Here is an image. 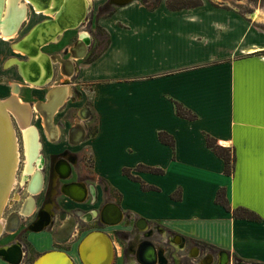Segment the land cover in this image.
Segmentation results:
<instances>
[{"label":"crops","instance_id":"obj_1","mask_svg":"<svg viewBox=\"0 0 264 264\" xmlns=\"http://www.w3.org/2000/svg\"><path fill=\"white\" fill-rule=\"evenodd\" d=\"M168 5L132 0L99 19L108 41L76 75L72 106L90 115L81 148L133 222L144 218L173 245L198 243L207 257L225 250L233 262L264 264V11L251 20L230 7ZM207 136L232 151L230 173ZM115 246L121 254L108 227L78 249L40 245L33 264H108Z\"/></svg>","mask_w":264,"mask_h":264},{"label":"flooded vegetation","instance_id":"obj_2","mask_svg":"<svg viewBox=\"0 0 264 264\" xmlns=\"http://www.w3.org/2000/svg\"><path fill=\"white\" fill-rule=\"evenodd\" d=\"M108 1L110 4H114L111 3L110 0ZM89 6L90 3L87 7V12ZM32 11L34 12L35 10ZM49 17L45 16L44 20L48 19ZM24 22L25 19L20 23L17 32L20 30ZM35 25H32L23 36L18 38L16 40V43H19L21 39ZM61 36L62 35L56 36L50 44H47L45 46H50L52 43H56L57 41H59ZM85 36L86 37H83L82 39H90V36H88L87 33ZM79 39L81 38H76L72 45L68 47L67 56H65L61 52H52L48 55L51 57L52 54H60L63 58L71 57V47ZM2 40L4 42L7 41L4 39ZM91 44L92 43L90 42L87 45V54L89 53ZM45 46L41 48L43 54H46V52L44 51ZM77 52L78 51H76L75 54ZM16 55H19L20 58L18 56H10L5 62V68L15 69L19 79L12 80L7 88L5 86V88L0 89L1 99L4 98L5 100L12 97L19 99L22 97L23 100L27 101L29 106L31 107L33 104L45 103L44 101L47 100L46 98L52 87L58 85H67L65 88L68 87V84L60 82L57 85H51L46 88L55 76L56 71L54 65L53 74L48 84L41 87H32L26 82V85H28L29 87L31 86L30 88L34 89V93L37 89L41 90L42 92V97H35L33 100H26L22 95L24 89L23 83L25 82L19 72L18 65H16L14 62L16 58L20 61H27L28 57L25 54L23 55L22 53H18ZM57 64L59 75H61L62 78L65 77V75H63L61 71L60 63ZM76 69L77 67H75V72ZM75 72L74 75H71V77L75 76ZM20 80H22L23 83ZM69 90L70 94H67L65 101L61 106H59V111L57 110L58 112L56 111V113H54L51 121L48 120V116L47 120L45 121L44 118L39 115V112H36L35 110L33 111V113L31 112L28 122L26 121L27 124L24 123L26 127L25 130L27 129L26 133L29 137V147L27 148V153L25 148L26 134L23 137V130H19L18 124L16 122V117L14 113L11 114L13 122H15V128L17 129L18 137L20 140L19 145L21 151V160L19 166L20 168L18 169L16 186L13 190L12 197L7 203L3 213L5 216L4 232L0 236V238H3L4 241L1 246L11 247L18 244L22 249V258L20 264H33V262L40 255V252L36 250L32 242L30 241L29 237L31 236L43 234L44 232L48 233L51 239V248L49 250L61 251L69 250V248L73 244L76 245V249H78L79 243L83 242V245L85 243L86 238L83 240L85 234H88L91 231L104 230L105 228L110 227L112 228L113 236L122 245V250L121 254H118V249L115 246V252H113V255L107 262L108 264H110L113 256L114 258L111 264H119L118 261L120 262V264H151L146 260H140L138 257L139 246L144 242L145 239L152 240L158 247H160L159 252L161 250L163 251V259L159 258L157 260L156 255L154 264H182L184 257H189L190 252H192L193 254L197 253L199 255V252L201 250L203 251V249L197 243H188L187 241H185L184 249L188 248L189 255L187 254L186 256H183L182 248L180 249L179 247L174 246L170 242L169 236L163 238L160 235L158 227L156 228L154 226L148 225L147 223V227L145 229L139 228L137 223L139 222L140 218L136 222H133L128 212L123 210L122 208L121 209L123 212V217L120 223H118L117 225H106L102 223L101 212L103 208L108 204L113 203L119 205V202L117 195L114 193L113 189L110 188L109 185H105L104 181L101 178L99 179L94 176L92 165L89 164V161L87 159L88 155L85 153V150L81 148V144L86 140L88 134L90 133L87 124L90 118H84L89 114L85 110L87 106L83 104V106H81L78 110L76 109L75 116L70 115L71 117L67 118H65L64 116L62 120L58 119V114L61 112L60 110H63L65 108L72 93V89H70V87ZM71 118V124L67 125V123L69 122L68 120ZM43 121L46 122L45 125L48 124L46 126L49 130L48 132H46L43 127ZM34 128L36 131H34ZM29 130H33V132H29ZM81 131H83L82 138H80L79 134V132ZM30 136H32V138ZM82 150L83 172L78 173L80 172V170L77 169V166L81 165L82 161L80 159L81 157L76 156H79ZM48 151L49 153L54 155L56 154L57 156L53 160H51L50 157L45 154ZM66 164L67 166H69L68 172L65 170ZM64 174H66L67 177H64ZM48 182L50 183V185L47 191ZM78 184H84L87 189L85 198L81 201L75 200V198H73L72 196L64 194L63 190L64 187L69 186V188L73 191L75 185ZM46 191L47 197L43 199V201H41L40 196L45 195ZM59 195L62 198L58 197ZM12 220L14 221V226L17 223V229L14 232H9V230H12L14 228V226L11 228L9 227V222H12ZM42 226L43 228L39 229ZM117 226L120 227L117 228ZM135 233H138L139 241L136 243L138 244L137 248L133 249V246H136V244L132 241L131 236L134 234L135 237ZM8 252L10 253V250ZM207 255V251L203 255H199V259H197L198 262L196 264H200V262L203 263L205 260H209ZM234 264H237V262Z\"/></svg>","mask_w":264,"mask_h":264},{"label":"bare ground","instance_id":"obj_3","mask_svg":"<svg viewBox=\"0 0 264 264\" xmlns=\"http://www.w3.org/2000/svg\"><path fill=\"white\" fill-rule=\"evenodd\" d=\"M0 1H2V0H0ZM22 1L23 0H4V5L2 7L1 15H0V29L2 31V34H0V36H1V38H4V40L8 41V40H11L12 38H14V36H16L17 29L20 26V23L25 18L24 8L27 7L28 4H30V6H31L30 8L37 11L38 14H42V15L44 14L45 16L48 15V17L50 16L48 19H46L47 21L48 20L56 21V20H61L63 18V20L60 22V24H61L60 28L57 27V24H53V25L49 24V25H46L45 27L42 26V28L40 30L35 31V33L33 34L32 39L33 40L35 39L34 42H32V43H25V42L21 43V42H19L15 46V49L18 52L22 53L23 55L24 54L26 55L27 53L33 55V61L34 62H31V63L28 62L27 63L29 58L27 61H20L16 58V60L14 62L16 65H18L19 72H20L21 76L23 77L24 82L25 83L27 82L28 84H31L35 87H37V86L41 87V86L48 84L49 80L52 77V71L50 70V64L49 63H51L53 65H58L57 63H60V62H58L57 59L52 60L50 56L48 58H41L40 59L41 55L43 54V51L41 48L47 44H50L52 42V40L55 39L56 34H57V36L63 35V33L65 31L77 28L78 25L73 24L74 23L73 21H77V22L80 21L81 17L83 16L82 15V11H84L83 9L86 8V12H87V7H88L89 2L91 0H67L68 2L65 4H63V1H66V0H24V2H22ZM32 1L34 3H32ZM83 1H84V4H83ZM112 1L115 2L116 0H112ZM79 2H81L82 4H80ZM63 5L65 7H63ZM66 5H68V6H66ZM116 5H118V4H116ZM28 8L29 7H27V9ZM61 14H62V16H61ZM46 20H44V21H46ZM12 35H14V36H12ZM82 41H83L85 46L89 44L88 39L87 40L83 39V40H81V42ZM44 43H45V45L41 46ZM39 46L41 47L40 50L37 53H35V49ZM72 52H74V55H75V57H74V55L71 56L72 57L71 59H73V60H75V58L79 59V60L84 59L87 56V54H86L85 57H78L79 54L76 55L74 50H72L71 53ZM81 53H82V51H81ZM37 54H38V56H36ZM27 57H30V55H28ZM61 58H63V57H61ZM11 64H13V63H11ZM60 65H61V63H60ZM64 70L66 73H68V70H66V69H64ZM74 70H75V67H74ZM66 73L63 74V75H65L66 79L72 78L71 75H74V73L73 74H66ZM61 89H64L63 92H62V90L57 89V90H55V92H52L51 95L55 96L56 98H58V95H60L61 101L64 102L66 97H67V94H70V90H69V87H67V88L63 87ZM56 92H57V94H55ZM0 99H1V97H0ZM46 99L47 100L49 99V94H48ZM1 100H4V98H2ZM46 101H44V102H46ZM9 103L10 104H7V105H10V107L7 108V112L10 116L12 126H13V129L15 131V138H16V142H17V157H18L17 162H18V169H19L20 168L19 167L20 166V160H21V151H20V145H19L20 140L18 137L17 129L15 128V122H13V118H12L11 114L14 113V115L16 117V122H17L19 128L21 130H23V137L26 134L25 135L26 136L25 148H26V153H27V151H28L27 148L29 147V142H28L29 137L26 133L27 129L25 130L26 127H25L24 123H26V121L28 122V120L30 118V114H31V112L33 113L34 110L36 112H39V115L42 116V118H44V120L46 121L47 120L46 111L49 112L48 111L49 108L48 107L46 108L45 103L33 104L30 107L28 102L24 101L21 98L17 99L15 97H12L10 99ZM59 108L60 107H57V109H55L54 113H56V111ZM54 113H53V115H54ZM86 116H88V115H86ZM50 117H51V115H48V120L51 121ZM45 121H43V123H44L43 127H44L45 131L48 132L49 130L46 127L48 124L45 125L46 124ZM30 127H32V126H30ZM31 131L33 132V130H29V132H31ZM34 131H36L35 128H34ZM82 133H83V131H82ZM29 134H31V133H29ZM9 135H10L9 130H8L7 126L5 125L3 119L0 115V194L1 195L3 194L2 192L5 188V184H8V182L11 179L13 172H14V171H12V172L9 171L10 170L9 166L11 165V160H12L11 150H10L11 149L10 148V140H9L10 136ZM30 137L32 138V136H30ZM18 169L15 172L14 182H13L12 186L10 187V193L8 195L5 207H6L7 203L9 202V200L11 199L12 194H13V190L16 186L17 177H18L17 176L18 175ZM24 171H25V169H24ZM9 185H10V183H9ZM8 189H9V187H8ZM4 201H5V195L2 197L1 206L3 205ZM5 207H4V209H5ZM4 209H3L2 214L0 215V236L4 232V223H5V221H4L5 216L3 214ZM9 223H10L9 224L10 228L14 226L13 220H12V222H9ZM16 228H17V223L15 224V226L12 230H9V232H14V230ZM6 252H7V250H6ZM12 252L14 254H17V250L14 249L13 251L10 250V253L7 252L6 255L9 258H11L10 256H13L11 254ZM147 254H149V256H151L150 252H146V255ZM162 254H163V251L161 250L159 252V249L156 247L157 260L159 258L163 259ZM11 259H14V258H11ZM52 259L50 261H53ZM208 259H210V260H207V261L205 260L204 262L210 263L211 260L213 259V256L210 255L208 257Z\"/></svg>","mask_w":264,"mask_h":264},{"label":"rangeland","instance_id":"obj_4","mask_svg":"<svg viewBox=\"0 0 264 264\" xmlns=\"http://www.w3.org/2000/svg\"><path fill=\"white\" fill-rule=\"evenodd\" d=\"M132 1V0H131ZM139 2L144 3L146 6H157L159 5L160 2H164L166 0H137ZM24 2V1H22ZM169 2H171V0H169ZM90 6L88 8V12H87V16L84 20V22L78 26L75 29L72 30H68L66 31L61 38L59 39V41H57L56 43H52L50 46H45V52L47 54L52 53V52H61L63 53L65 56L68 55V47H70L72 45V43L75 41L76 38H81V40H83L82 38L85 37L86 33L88 34V36H90L89 39V43L91 42V46L89 49V53L87 54V56L81 60L78 61L79 59L74 60V64L75 67H77L76 72H75V76L69 79H66V77H63L61 75H59V70H58V65H55V76L54 78L50 81V83L47 85L46 88H48L51 85H57L60 82L66 83L68 84V87H70V89H72V93L68 99V103L65 106V108L63 110H61V112L58 114V119L62 120L65 116V118L67 117H71L70 115L75 116V110L79 109L81 106H79L78 108L75 106H72V104L76 101H79L80 98V93L79 90L77 88L76 85V75L78 72V69L80 67V65L85 62L90 60L91 58H93L96 55V52L98 51V49H100L102 46H104L107 41V35L105 34V32L101 29L100 25H99V19L103 16L106 15L108 13H110L115 7H117L116 4H110L108 0H91L90 2ZM172 3L174 6L177 5H191L194 3H203V4H207V6H224V7H230L232 9H235L237 11H239L241 14L245 15L246 17L251 18V20L254 19V14L256 12H260V10L264 11V0H172ZM30 6V4L27 5V7ZM261 13H264L261 11ZM264 15V14H263ZM48 16V15H46ZM253 16V18H252ZM25 17H27V19L25 20L24 24L22 25V27L20 28V30L17 32L16 36H14V38H12L11 40H8L6 42H4L0 36V89L6 88L10 85V82L12 80H18L19 77L17 76V73L15 71V69H11V68H5V62L6 60H8L7 58H9L10 56H18L16 55L20 52H18L15 49L16 46V40L18 38H20L21 36H23L25 34V32L28 31V29L37 21H40L41 19L45 18V15L43 14H36L35 11L33 12L30 7L28 9V12H26ZM257 22H259L261 25H263L264 27V20H258ZM0 34H2V31L0 29ZM16 43V44H15ZM18 52V53H17ZM72 54H74V52H72ZM75 57V55H74ZM67 58H72V57H67ZM22 83L23 81L20 80ZM24 84V89H23V97L26 100H33L35 97H42L41 95V90H36V92L34 93V89L30 88L35 87L31 84L30 87L28 85H26V83ZM47 96V95H46ZM27 102V101H26ZM74 108V110H73ZM71 119H69L68 124H71ZM16 127V125H15ZM19 128V126H18ZM20 131H22L19 128ZM48 157H50L51 160H53L57 155L55 154H51L48 152L45 153ZM76 157H81V165L77 166V169L80 170V172L78 173H82L83 172V150L80 152V155L76 156ZM87 159L89 161V164L92 163V157L91 156H87ZM50 183L48 182V186H47V191H48V187H49ZM47 191L45 193V195H41L40 199L41 201H43V199H45L47 197ZM60 198H62L60 195L58 196ZM83 207V206H82ZM30 241L32 242L33 246L35 248H37L40 245H49L51 243L50 237L46 234V235H34L29 237ZM4 239L0 238V246L2 245ZM198 244V243H197ZM179 244H177L175 242L174 246L179 247L181 249L180 246H178ZM199 246H201L200 244H198ZM198 246V247H199ZM173 247V246H172ZM188 247V245H187ZM203 249V248H202ZM182 253L183 256H186L189 252H188V248L187 249H182ZM206 252L205 249H203V251L201 250L199 253V255H203ZM190 256L189 257H184V260L182 261V264H195L198 262L197 259L198 258V254L194 255L192 252L189 253ZM188 254V255H189ZM237 261L233 262L231 264L236 263ZM118 263H120L118 261ZM202 262H200L201 264ZM204 264V263H202Z\"/></svg>","mask_w":264,"mask_h":264},{"label":"water","instance_id":"obj_5","mask_svg":"<svg viewBox=\"0 0 264 264\" xmlns=\"http://www.w3.org/2000/svg\"><path fill=\"white\" fill-rule=\"evenodd\" d=\"M131 0H116L115 2L110 0L111 3H115V4H118V5H125L127 3H129ZM68 1H63V4L67 3ZM32 3H34L32 1ZM83 4H84V1H83ZM4 5V0L0 1V15H1V10H2V7ZM68 6V5H66ZM63 7H65L63 5ZM63 9V8H62ZM61 9V10H62ZM64 10V9H63ZM84 11H82V17L80 19L79 22L77 21H73L74 23L73 24H77L78 26L80 25V23H83L86 16H87V13H86V8L83 9ZM62 16V14H61ZM60 16V17H61ZM63 20V18L61 20H56V21H52V20H46V21H43V22H38L22 39H21V43L22 42H25V43H32L34 42V40L32 39V36L33 34L35 33V31L37 30H40L42 28V26H46V25H53V24H57V27L60 28V22ZM73 26V25H72ZM71 26V27H72ZM59 32V31H58ZM57 36V34L55 35ZM54 36V37H55ZM53 37V38H54ZM80 40V39H79ZM77 41L72 47H71V51L74 50L75 52L78 51L76 54L78 55V57H84L86 54H87V45L85 46L83 41L80 42V41ZM45 45L42 44L41 46ZM19 47V46H18ZM86 47V48H85ZM40 46L37 47L35 49V53H37L39 50H40ZM23 50V49H22ZM82 53H81V51ZM27 56L30 55L29 60L27 61V63H31V62H34L33 61V55L27 53L26 54ZM38 56V54L36 55ZM73 56V54H72ZM35 57V56H34ZM49 55L48 54H42L40 59L41 58H48ZM50 59V58H49ZM51 59L52 60H58V62L62 63L61 64V71L63 74H65V70H68V73L66 74H73L74 73V61H72V59L70 58H61V55L60 54H55V55H51ZM20 64V63H19ZM50 64V70L52 71V74H53V67L54 65L49 63ZM67 85H58V86H55V87H52L51 90L49 91V99L45 102L46 104V108L48 107L49 108V112L46 111L47 113V116L48 115H51L50 119H52V116H53V113L55 111V109H57V107L61 106L63 104V102L61 101L60 99V95H58V98H56L55 96H52L51 93L52 92H55V90L57 89H61L63 87H66ZM57 94V92L55 93ZM52 96V97H51ZM51 97V98H50ZM10 99H6V100H1L0 99V115L5 123V125L7 126L8 130H9V140H10V150H11V165L9 166V171H14L13 172V175L11 177V179L9 180L8 184H5V188L3 190V194L0 196V215L2 214L3 212V209L5 207V204H6V201H7V198H8V195L10 193V187L12 186L13 182H14V178H15V172L16 170L18 169V157H17V142H16V138H15V131L13 129V126H12V122H11V119H10V116L7 112V108L10 107V105H7V104H10ZM86 112L89 113V110L88 108H85ZM90 115L88 114V116H85L84 118H89ZM82 132V131H81ZM79 132L80 134V138L83 137V133ZM68 169H69V166H65V170L68 172ZM64 177H67L66 174H64ZM10 183V185H9ZM9 187V189H8ZM64 190V194L66 195H69V196H72L73 198H75V200H83L85 198V195L87 193V189H86V186L84 184H78V185H75V187L73 188V191L68 187H64L63 188ZM5 195V201L3 203V205L1 206V203H2V197ZM122 217H123V212H122V209L121 207L118 205V204H108L107 206H105L101 212V220H102V223L103 224H106V225H117L118 223L121 222L122 220ZM137 225L139 226V228L141 229H145L147 227V221L144 219V218H140L139 219V222L137 223ZM43 226L39 229H42ZM17 229V228H16ZM15 229V230H16ZM8 230V229H7ZM14 230V231H15ZM101 231V230H99ZM97 231H91L89 232L84 238L83 240L89 236L91 233H95ZM180 240V241H179ZM178 241L181 243V248H185V239L184 238H180L178 237ZM83 243V242H82ZM156 247L158 249H160V247H158L152 240H149V239H145L144 242L139 246V249H138V257L140 260L144 261L146 260L147 262H150L151 264H154L155 260H156ZM16 249L17 250V254H14L13 252L11 253L13 256H10L11 258H14V259H11L9 258L6 253L9 251V250H14ZM7 250V252H6ZM115 252V251H114ZM146 252H150L151 253V256H149V254L146 255ZM9 253V252H8ZM115 254V253H114ZM197 254V253H196ZM194 254V255H196ZM212 255V254H211ZM0 256H2L3 258H5L6 260H8L11 264H20L21 263V258H22V249L21 247L17 244L16 246H1L0 247ZM214 256V255H213ZM217 260L215 259V257L211 260L210 263H205L203 262L204 264H231L232 263V260H231V256L229 254V252L225 251V250H222L220 252V254L217 255ZM152 257V258H151ZM209 257V256H208ZM114 258V256L112 257V259Z\"/></svg>","mask_w":264,"mask_h":264},{"label":"trees","instance_id":"obj_6","mask_svg":"<svg viewBox=\"0 0 264 264\" xmlns=\"http://www.w3.org/2000/svg\"><path fill=\"white\" fill-rule=\"evenodd\" d=\"M171 2H172V0H171ZM171 2H169L168 6H174L171 4ZM198 5H201V3H194L191 5H177V6L188 7V6H198ZM93 58H91L88 61H91ZM177 112L180 115L187 117V118H190V119H192L196 116L194 113H192L190 110H188L187 108H185L181 104H177ZM160 139L162 141H165V142H168L171 144L173 143V140H171L166 133H160ZM207 143H208L209 147H211L213 149V151H215V153H217L220 157H222L224 159L225 171L227 173H230L232 168H233V162H234V155H233L232 151L230 150V148L221 145L216 139H214L213 137H210V136H207ZM155 171L157 173H160L162 170L157 169ZM124 173L126 175H128L130 178H132L134 180H138V177L133 176L128 169H125ZM142 186L144 189H146L148 187L145 184H143ZM217 202L224 204L227 208H230L227 201H225L223 199L222 191L218 192V194H217Z\"/></svg>","mask_w":264,"mask_h":264},{"label":"built area","instance_id":"obj_7","mask_svg":"<svg viewBox=\"0 0 264 264\" xmlns=\"http://www.w3.org/2000/svg\"><path fill=\"white\" fill-rule=\"evenodd\" d=\"M237 264H241V263L237 261Z\"/></svg>","mask_w":264,"mask_h":264}]
</instances>
